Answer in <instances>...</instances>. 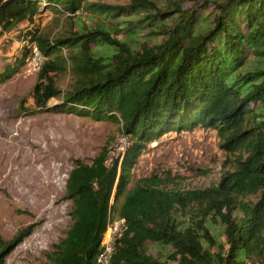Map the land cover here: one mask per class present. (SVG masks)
Returning <instances> with one entry per match:
<instances>
[{"label":"trees","instance_id":"1","mask_svg":"<svg viewBox=\"0 0 264 264\" xmlns=\"http://www.w3.org/2000/svg\"><path fill=\"white\" fill-rule=\"evenodd\" d=\"M42 1L0 0L2 31L47 9L97 18L57 38L29 31V54L36 44L43 56L36 105L119 123L130 142L111 160L106 144L91 163L75 161L66 181L72 223L48 264H98L111 215L128 226L111 264H247L254 256L264 264V0ZM27 53L6 65L0 83ZM67 71L73 82L63 92L51 73ZM52 98L62 102L48 106ZM197 127L216 129L221 146L238 153L217 184L180 189L153 173L130 187L150 143ZM31 229L0 236V264Z\"/></svg>","mask_w":264,"mask_h":264},{"label":"rangeland","instance_id":"2","mask_svg":"<svg viewBox=\"0 0 264 264\" xmlns=\"http://www.w3.org/2000/svg\"><path fill=\"white\" fill-rule=\"evenodd\" d=\"M192 4L185 7L191 8ZM93 18L97 16L89 13L68 18L47 9L12 30L2 31L0 27V72L26 50L29 58V31L40 30L57 38L79 30L81 23L92 25ZM28 58L20 72L0 83V236L9 241L32 227L31 233L6 257L5 264L49 263L48 254L72 223L73 201L67 197L66 181L75 161L91 163L106 144L110 160L118 152L123 133L121 124L116 122L40 109L33 97L40 67ZM69 72L51 73L63 92L73 82ZM61 102V98H52L48 106ZM237 154L221 146L214 128L170 131L148 145L133 169L130 187L141 177L154 173L161 177L170 175L174 180L172 187L204 189L217 184L225 172L233 169ZM258 199L259 195L245 197L246 201ZM218 231L215 230L220 236ZM157 246L164 254L169 252L168 246ZM262 260L254 256L247 264Z\"/></svg>","mask_w":264,"mask_h":264},{"label":"built area","instance_id":"3","mask_svg":"<svg viewBox=\"0 0 264 264\" xmlns=\"http://www.w3.org/2000/svg\"><path fill=\"white\" fill-rule=\"evenodd\" d=\"M42 2L43 4L46 3L45 0H43ZM57 7L60 8L59 5H57ZM78 13H80V10L76 12H70V11L64 12L65 16H74L75 14ZM31 48L32 51L31 54L29 55L28 60L29 62H31V64L32 62H34L35 65H38L40 67L43 62V56L36 44L31 45ZM129 143L130 142L128 136L122 135L119 138V145L117 147L118 152H121L123 154L125 148L128 146ZM127 228L128 226L125 218L116 215L115 216L111 215L109 217L107 229L101 241V251L98 254V258H97L98 264H111L112 257L116 251L117 240L122 237L123 233L127 230Z\"/></svg>","mask_w":264,"mask_h":264}]
</instances>
